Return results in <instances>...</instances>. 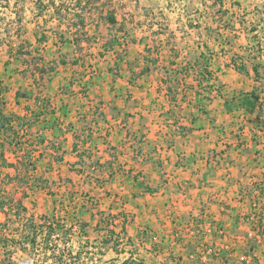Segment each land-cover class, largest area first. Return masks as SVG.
<instances>
[{
	"label": "crops",
	"instance_id": "obj_1",
	"mask_svg": "<svg viewBox=\"0 0 264 264\" xmlns=\"http://www.w3.org/2000/svg\"><path fill=\"white\" fill-rule=\"evenodd\" d=\"M225 2L230 13L223 21L232 18L233 13V18L238 20L242 6L238 9L231 6L232 0ZM140 3L141 0H135V9L124 16L115 10V25L105 18L106 9H101L104 16L101 19L87 21L86 13V33H80L81 48L73 43L72 33L68 41L60 43L61 51L63 46L71 48L74 56L84 51L99 55L92 60L100 61L99 74L76 80L84 82L86 95L77 86L74 87L76 92L72 88L66 92L61 87L68 77H58L69 62L61 63L60 57L47 59L41 53L39 67L56 64L63 68L59 67L58 71L56 67L55 73L49 68L42 74L31 67L34 64L31 59L10 57L4 62L9 81H0V99L5 98L7 112L21 116H29L34 109L40 112L44 102L53 105L54 111L43 109L29 129L34 139H44L43 143L36 140L35 156L42 152L37 174L47 178L48 183L53 174L69 176L71 183V177L86 179L89 189L80 203L82 217L79 219V207H74L73 222L62 219L75 230L78 226L74 223H86L80 233L77 230L70 233L71 242L75 243L78 238L77 246L68 244L74 253L82 247L81 260L86 264L88 260L103 263L109 258L114 264H123L131 256L135 260L144 258L146 264H170L174 260L177 264H231L227 251L222 248L207 254L205 260L191 258L193 253L181 246L178 237L192 238L193 232L187 227L189 238L184 233V226L191 218L196 222H206L210 218L215 223L223 235L211 236V244L224 242L233 229L243 230L244 238L254 234L251 211L264 205V195L257 187L264 181V125L258 124L252 113H243L247 120L242 123L235 121L234 116L240 111L226 101L255 85L253 76L240 74L230 63L235 49L238 53L246 52L253 33L250 35L239 20L233 21L236 23L234 30L223 21L219 25L211 19L214 14L202 18L212 25L207 31L205 23L196 26L200 17L196 9L186 11L188 23L196 18L192 19L193 26L186 22L174 28L165 22L166 19L151 21L157 12ZM166 6L158 10L162 18H166L170 9L168 4ZM142 8L148 15L140 12ZM189 12L197 17H191ZM230 31L234 32L236 45L231 41ZM111 39L117 41L116 44L101 56L99 52L104 49V43ZM48 41L59 49L54 37ZM227 48H232L233 52ZM119 51L122 58L116 68ZM88 59L82 55L78 62L81 69L88 65ZM197 60L208 61L214 72V79L206 83H214L216 87L220 71H235L239 78L236 79L243 85L231 81L232 91L223 96L218 95L216 89L199 88ZM15 65L24 67L25 72L30 70V75L26 73V77L19 80L11 72ZM143 68L146 71L141 74ZM59 87L64 89L63 93ZM53 145L56 148H52ZM9 153L7 156L13 159ZM79 153H83L81 164ZM61 158L64 160H59ZM42 164L45 169L41 168ZM10 172L15 173L14 170ZM3 175L4 172L0 178ZM149 187L155 191H149ZM5 188L15 200H22L27 206L25 215H33L35 220L43 215H56L52 192L34 188L28 190L25 197L24 189L17 184H8ZM90 197L96 203L93 204ZM66 212L69 213L70 208ZM6 219V214L0 211V223ZM123 224L126 236L121 233ZM100 226L104 230L96 231ZM107 228L116 233L110 236ZM144 230L150 234L148 241H140ZM106 237L112 240L104 244L102 239ZM42 238L43 235H38L37 242ZM127 240L130 242L125 245ZM115 242H119V250H115ZM156 242L160 243V248L167 243L173 247L154 250ZM85 244L91 251L84 250ZM136 246H140L138 253L133 251ZM5 251L0 247V264H6L2 262ZM29 253L33 255L29 249L17 248L12 258L14 264L33 263L36 258L25 259Z\"/></svg>",
	"mask_w": 264,
	"mask_h": 264
},
{
	"label": "trees",
	"instance_id": "obj_2",
	"mask_svg": "<svg viewBox=\"0 0 264 264\" xmlns=\"http://www.w3.org/2000/svg\"><path fill=\"white\" fill-rule=\"evenodd\" d=\"M77 2L78 6H80V9L75 13L76 17L73 22L67 23L65 25L66 29L64 32L61 31V26L64 24L62 14L64 10L66 12L69 11L70 7H68V5L63 1L58 3L57 0H51L48 2V4L43 0H36L35 2V8L37 11H39V13L44 14L46 11H52L54 15L53 18H57L58 20V24L53 27L48 25V20L37 24L35 29L37 44L48 41L50 38L49 32L54 34L55 44L60 48L58 49L60 52V62L63 64H67L68 61L61 51L59 42L63 45L67 40L65 39L67 33H72L74 39L73 43L77 48H81V44L79 43L80 33H86V13L88 10V5L92 3L93 0L86 1L85 5H82V1ZM92 4L94 5L95 3ZM189 4H194L195 7L190 9V6H188ZM201 6H203V10H200ZM231 6L241 9L242 4L239 0H233L231 2ZM184 7L185 10L188 11L196 9L195 12L199 13L198 15H200V17L197 19L198 21L196 26L205 23V29L207 31L212 28V25H209V22H206L202 18H208L214 14L211 18L212 21L218 22V24L221 25L223 19L228 13H230V8L226 7L225 0H188ZM50 8L52 9L50 10ZM90 8L91 9L89 12L92 13L94 9L92 7ZM97 8L100 9V7ZM99 13L103 14L102 10H100ZM233 14L231 19H233ZM105 16L107 21L111 24L115 25L117 23L115 9L108 10ZM237 18L241 25H243L245 22L244 19H241L240 17ZM189 25H194L192 19H190ZM227 27L234 30L236 23H228ZM41 28L48 29L40 33L38 30ZM251 29L253 33L251 38L252 43L249 44L245 53H234L231 56L230 63L240 74L253 76L255 85L251 90L239 91L238 93L234 94L232 98L226 99V101L233 108L244 114H255L257 123L264 125V87H260L258 85L264 79V35H260L257 32L259 27L256 25H253ZM116 42L114 39H111L110 41L104 43V49L100 51L99 54L103 56L105 54L104 52L108 50V47L113 48ZM8 50L11 56L13 55V57L17 59L24 60L26 59L24 57L25 55L29 56L31 59L30 61L34 63L32 66L31 63H29V66L41 73L47 72L49 68L51 70L55 69V66L50 64H47L44 67L38 66V61L42 58L38 47L28 49L27 47L21 45V47L16 52H13L14 48L9 46ZM80 58L81 57H79V60ZM121 58L122 55L119 51L116 55V68L119 67L118 60ZM79 60L77 61L75 59L74 63H78ZM196 68V77L198 79L199 88L207 91L216 89L218 95L223 96V89L221 86L215 88L214 83H206L207 81L214 79V72L210 70L209 62H199L197 60ZM145 71L146 69L143 68L141 70V74ZM31 73L33 75L35 74L34 72ZM34 81L37 82V79L34 78ZM169 88L170 91H172V87ZM70 89L71 86H69L67 90ZM83 92L84 95L87 94L86 90H83ZM42 107V112L43 109L45 112L48 110L51 112L54 111L53 105L49 102H44ZM28 110H31V108L28 107ZM203 110L205 109L203 108ZM31 111L32 113L29 116H21L15 112L9 113L6 110L5 98L1 97L0 99V175L4 172V175L0 178V211L4 212L7 217L6 221L0 223V247L6 249L5 257L3 258L2 262L11 264L10 262H13V254L15 253L16 249L19 248L24 251L29 249L33 252V256H36L35 261L28 264H80L82 247H80V249L74 253L72 248L68 246L67 241L70 240V232L69 228H67L65 225L66 220L61 221V219H57L55 215H43L39 217V220H35L33 215H25L28 210L27 206L24 205L22 200H15L13 196L7 193L5 188L8 184H17L19 187L24 189L23 196L25 197L28 196V190H32L34 188H47L48 179L37 174L38 161L40 156H42V152L39 153L38 157L35 156V152L38 149L36 147L37 142L43 143L44 139H34L31 135H29V129L37 121L41 111L35 112V109ZM6 147L10 148L13 159H10V157L7 156ZM76 147L77 146L75 144V148ZM52 148L56 147L53 145ZM59 160L64 159L61 158ZM82 160L83 153H79L78 162L81 164ZM10 170H14L15 173H11ZM260 184L261 185H257V187L260 188L261 195H264V181L262 180ZM149 191L154 192L155 189L149 187ZM251 213L253 214V219L251 220V231L254 232V235L248 238L249 240H246V245L249 250H256L258 249L257 246L262 241V238H264V205L259 210L257 208L252 209ZM85 224L86 223H81L82 230L84 229ZM124 232L125 225L123 224L121 233ZM57 233H59V236L54 237ZM115 233L116 232L113 229L109 230L110 236H113ZM256 233L260 234L261 237L259 239L257 236H255ZM60 234L66 238L64 246L60 243ZM38 235H43V238L40 240V242H37ZM118 238L119 236L117 235V239ZM111 240L112 237H106L102 239V242L107 244ZM118 244L119 242L114 243L115 250H119ZM235 249V247H232V250ZM123 264H145V260L139 259L138 262L135 261V259H132L131 256L126 261H124Z\"/></svg>",
	"mask_w": 264,
	"mask_h": 264
},
{
	"label": "rangeland",
	"instance_id": "obj_3",
	"mask_svg": "<svg viewBox=\"0 0 264 264\" xmlns=\"http://www.w3.org/2000/svg\"><path fill=\"white\" fill-rule=\"evenodd\" d=\"M45 3L48 4L49 1L51 0H43ZM65 2L68 7H70L69 11H63V26H61V31H65V25L67 23H72L73 20L75 19V13L80 9V6H78V2L77 1H82V5H85V2L88 0H57L58 3L60 2ZM188 1V0H185ZM233 1V0H232ZM35 2L36 0H0V81H9V79H7L5 70H4V62L9 59L10 57H13V55L11 56L10 52H9V46H12L14 48L13 52H16L21 45L27 47L28 49H32L33 47H38L39 51L42 53V55H44L45 57H47V59H52L53 57H60V53L58 52V48H56L53 44L52 41H48L46 44L41 43V44H37L36 41V27L37 24L44 22L45 20H48V25L53 27L55 25L58 24V20L57 18H53V13L52 11H46L44 12V14L39 13V11H37V9L35 8ZM135 0H93L92 3H95L94 5L92 3H90L88 5V10H87V21H90L93 19H101L102 17H104L103 15L99 14V11L103 8L107 10L110 9H115L117 11L118 9V13L121 16H124L126 13H129L131 10H134L135 7H133ZM241 4H242V10L239 11V17L241 19H244V25L243 27L245 28V30L249 33L250 35H252V29L251 27L253 25H256L257 27H259V34L260 35H264V0H240ZM141 6H147V7H151L153 8L156 12V18L151 19V21H165L164 19H166L165 22L169 23L171 27H181L182 25H184L186 22L188 23V15L187 12L188 10H185L184 5L187 4V2H182L181 0H141ZM170 8L169 11H167L166 13V18H162L161 15H159L158 10H161V6L163 5L165 8H167V5ZM188 6H190V9H193L195 6L194 4H189ZM90 7H92L94 9L92 15H89L88 12L90 11ZM97 7H100V9H98ZM127 8V9H126ZM164 8V9H165ZM52 8H50L51 10ZM192 11V10H191ZM141 13L146 14L147 12L144 11V8H142L140 10ZM192 13L194 12H189L188 14H191V17H197V16H192ZM52 15V16H50ZM148 15V13H147ZM57 17V16H56ZM190 19V17H189ZM192 19H196V18H192ZM230 17L225 19V22L223 21L222 23H233V21H235L236 23L238 22L237 19L233 18L231 19L230 22ZM104 20V19H103ZM150 23V21H148V24ZM189 24V23H188ZM136 25V24H135ZM240 27V26H238ZM46 29L48 28H41L40 33H42L44 30L46 31ZM182 30V28H181ZM233 33H231L230 31V37H231V41H233L232 43H234L236 45L237 42H235L234 37H233ZM50 35V40H52V38L54 37L52 33L49 32ZM71 36L70 33H67L66 38L65 39H69ZM68 41V40H67ZM244 43V42H243ZM60 44V42H59ZM33 45V46H32ZM230 47V46H229ZM60 49V48H59ZM230 49L229 52H233L232 48H227ZM235 49V48H234ZM238 50V49H237ZM237 50L235 49V53H238ZM88 51V50H87ZM62 52L65 55V58L67 59V61L69 62L70 65H68L67 69H64L61 73V75H59L58 78H67L68 77V81L62 85L61 87H63L66 92L67 89L69 88V86H71L72 89H74V91L76 92V88H74L75 86H77L78 89H81V91L83 92V90H86V88H84L83 84L84 82H76V80L79 79H90L93 76H97L100 72V61L96 60V61H92L94 58V56L96 58H99V55L97 54V52H79L78 55H73L71 53V48L65 47L63 46L62 48ZM36 54V53H35ZM37 55V54H36ZM82 55L87 56L88 59V65L84 67V69H81L80 65L78 63H76L77 65L74 66V60L76 59L77 61L79 60V57H82ZM27 59H30L29 56H24ZM223 64V62H221V65ZM55 65V69L51 70L50 72L55 73L56 71V67L57 70L59 71V67L63 68V66L61 65H56L53 64L52 66ZM14 70H12V74H14L16 77H19V80H21L22 78L26 77V73L30 75V70H28V72H25L27 70H24V67H21L19 65H15L13 66ZM225 69V68H224ZM61 72V71H60ZM56 75V74H55ZM219 77H218V83L216 85L215 88H218L219 86L222 87L223 89V93L227 92L230 93L232 91V86L231 85V81L234 83L235 81H237V85H243L242 81L237 80L238 75L236 76V72L235 71H220L218 73ZM3 77H5L3 79ZM237 78V79H236ZM236 79V80H235ZM77 85H76V83ZM236 83V82H235ZM74 84V86H72ZM81 85V88H80ZM87 85V84H86ZM260 87H264V79L262 80V82L260 84H258ZM240 86V87H241ZM61 87H59L60 92H64V89H61ZM88 87V86H87ZM84 93V92H83ZM228 95V94H225ZM94 105L96 107L99 106L98 103H94ZM238 118L236 116H234L235 121L237 122H244L245 120H247V117L243 115L242 112H238L237 114ZM250 117H252V115H250ZM221 122V121H220ZM7 152H10V148L7 147ZM10 154V153H9ZM11 156V154H10ZM45 164L41 165L42 169H45ZM89 168H91L89 166ZM70 178L69 176H55V174L52 175L51 178H49V183L47 184V188L43 191V192H49L51 193L50 196L53 197L54 201H55V208L53 210V213H55V217L57 219H66L69 223L73 222V218H74V214L72 213V210L74 207H79V219L82 217L83 215V211L80 207V203L81 201H83V199L85 198V191H88V185H86L87 181L85 178H78V177H71L72 183L69 182ZM54 194V195H53ZM80 197V199H78ZM88 199V198H86ZM90 200H92L93 198L90 197ZM93 204L96 203L95 200L91 201ZM66 204V205H65ZM70 208V212L69 213H65L66 209ZM65 213V214H64ZM67 215V216H66ZM207 220H211L210 218ZM201 222V221H200ZM78 223H82L81 221H79ZM78 223H74L75 225H77V231L80 233L81 232V227L79 226ZM214 223V222H213ZM215 225V223H214ZM67 228H69L71 231H69L70 233H74L76 230L74 229V226H70V225H66ZM184 233L186 234V227L188 228L189 232H193L192 230H195L193 232V236L190 240H185L186 238L184 236H179V240L180 242H182L181 246L185 247L186 251L193 253V254H197V255H201L203 252H205L208 249H211L212 251H216V249H220L222 248V250H231V251H245V250H249L247 245H246V240H249L247 238L242 237L243 234V230H236L233 229L231 230L230 233H227V239L224 242H220L218 245L216 244H211L210 242V238L213 235H217L220 236L223 235L221 233L218 232L217 226H215V231L209 235L205 232L202 231V229H200L198 231L196 226V221H194L193 218H191L189 221L186 222V226H184ZM74 229V230H73ZM99 229V230H98ZM96 231L101 232L102 230H104L103 226L100 227H96L95 228ZM107 230H109L107 228ZM144 230V234L142 236V239H140V241H148L150 238H148L150 236L149 233L145 234ZM105 232V231H104ZM107 233V232H105ZM177 233V231H176ZM175 233V234H176ZM123 234V233H122ZM61 235V234H60ZM124 236H126L125 234H123ZM254 235V234H253ZM187 238H189L187 236V234L185 235ZM241 236V237H239ZM78 237V236H76ZM183 239V241H181V239ZM221 240V238H219ZM123 240H126V238L124 237ZM60 241L61 244L64 245V242H66V238L61 235L60 237ZM77 241L78 238H75V243L71 242L70 240H68V244L72 245L71 243H73V245L77 246ZM130 241L127 240L126 244H129ZM160 243L156 242L153 245V249L154 250H159V245ZM228 245V246H226ZM249 245V244H248ZM91 246V245H89ZM87 247V248H86ZM95 247V246H93ZM140 246H136L135 248H133V251L135 253H138ZM173 246H171L170 244H165L163 247L161 246L160 249L164 248V249H171ZM224 247V249H223ZM232 247H235V250H232ZM258 249L256 250H264V238H262V241L259 243V245L257 246ZM94 249V248H93ZM86 251H91V249L88 247V244H85V249ZM131 251V250H130ZM95 252L99 253L100 250H95ZM33 258H36V256L32 255L31 253H29L27 256H25V259L30 260ZM38 259V258H37ZM112 258H109V262L108 260L104 261L103 263H100L99 261H95L93 259L92 260H88L87 264H114V262H112L111 260ZM139 259L142 258H138V260L136 259L135 261L139 262ZM144 259V258H143ZM200 260V259H199ZM198 260V261H199ZM35 261V260H34ZM16 262V261H15ZM86 261H82L80 260V264H86ZM8 263V262H7ZM11 264H14L13 262H10ZM22 263V262H21ZM40 263V261H39ZM173 264H177V262L174 260L172 262ZM23 264V263H22ZM146 264V263H145ZM231 264H238L236 259L234 260V262H231Z\"/></svg>",
	"mask_w": 264,
	"mask_h": 264
},
{
	"label": "built area",
	"instance_id": "obj_4",
	"mask_svg": "<svg viewBox=\"0 0 264 264\" xmlns=\"http://www.w3.org/2000/svg\"><path fill=\"white\" fill-rule=\"evenodd\" d=\"M195 228L202 229L203 232L211 235L215 231V226L212 220H206V222H196ZM193 232L195 230H192ZM222 232V230H221ZM144 234V232H143ZM147 234V231H145ZM59 233H57L54 237H58ZM255 236L259 239L260 234L256 233ZM213 252L211 249L206 250L201 255L192 254L191 258H201L205 260L207 258V254ZM228 261L234 262L236 259L238 264H264V250H245V251H229L227 250ZM170 264H173L172 262Z\"/></svg>",
	"mask_w": 264,
	"mask_h": 264
}]
</instances>
